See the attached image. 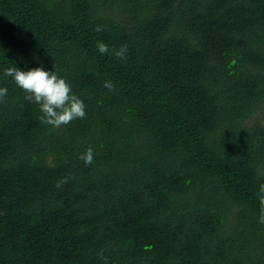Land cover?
<instances>
[{"label": "trees", "instance_id": "16d2710c", "mask_svg": "<svg viewBox=\"0 0 264 264\" xmlns=\"http://www.w3.org/2000/svg\"><path fill=\"white\" fill-rule=\"evenodd\" d=\"M41 66L85 118L4 75ZM0 87V264H264V0H0Z\"/></svg>", "mask_w": 264, "mask_h": 264}, {"label": "clouds", "instance_id": "9594fccd", "mask_svg": "<svg viewBox=\"0 0 264 264\" xmlns=\"http://www.w3.org/2000/svg\"><path fill=\"white\" fill-rule=\"evenodd\" d=\"M101 30L99 26L95 29L97 32ZM96 47L101 54L109 52V46L102 41H98ZM127 52V45H122L118 50H113L114 55L121 60L126 59ZM4 75L11 77L16 85L27 93L26 100L39 106L42 113L41 123L60 128L75 119L85 118L84 101L72 92V85L55 70L46 71L42 66L27 71L17 67H8L5 69ZM104 86L109 90L114 89V84L111 81H104ZM7 91L6 87H0V102L6 97ZM80 159L84 161L85 166L94 162L92 146L85 150ZM67 179L65 178L61 183H67ZM260 192L264 193V185L260 186ZM260 202L264 205V195L261 196ZM259 222L264 224V214L260 216Z\"/></svg>", "mask_w": 264, "mask_h": 264}]
</instances>
